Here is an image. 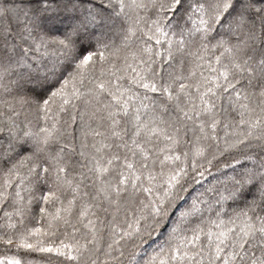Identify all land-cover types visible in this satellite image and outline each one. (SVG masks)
<instances>
[{"label":"snow or ice","instance_id":"obj_1","mask_svg":"<svg viewBox=\"0 0 264 264\" xmlns=\"http://www.w3.org/2000/svg\"><path fill=\"white\" fill-rule=\"evenodd\" d=\"M0 264H264V0H0Z\"/></svg>","mask_w":264,"mask_h":264}]
</instances>
